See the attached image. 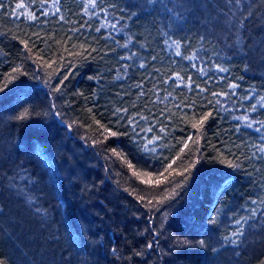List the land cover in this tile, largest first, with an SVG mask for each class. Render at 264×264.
Returning a JSON list of instances; mask_svg holds the SVG:
<instances>
[{"label": "trees", "instance_id": "16d2710c", "mask_svg": "<svg viewBox=\"0 0 264 264\" xmlns=\"http://www.w3.org/2000/svg\"><path fill=\"white\" fill-rule=\"evenodd\" d=\"M0 88L6 264H264V0H0Z\"/></svg>", "mask_w": 264, "mask_h": 264}, {"label": "snow or ice", "instance_id": "6c2138e0", "mask_svg": "<svg viewBox=\"0 0 264 264\" xmlns=\"http://www.w3.org/2000/svg\"><path fill=\"white\" fill-rule=\"evenodd\" d=\"M45 2H46V0H45ZM90 2H91L92 4H95V0H90ZM236 2L239 3L240 0H236ZM23 7H24L23 4H17V8H23ZM26 15H27V18H28L29 20H34V19H36V15H35V13H29V14H26ZM61 19H62V17H61ZM177 54L179 55V52H177ZM222 71H223V69H222ZM5 86H6V85H5ZM232 87H236V86H235V85H232ZM2 90H3V89L0 88V91H2ZM253 110H255L254 107H253ZM208 115H211V113H208L207 115H205V116L200 120L199 123H200V124H203L204 120H206V119L208 118ZM244 119L247 120L248 118H247V117H244ZM252 126H253L252 123H249V124H248V127H252ZM197 127H198V125H197ZM111 135L115 136L116 133H115V132H112ZM189 139H191V137H189ZM184 147L187 148V143L184 144ZM113 151H114V150H113ZM260 151L264 152V147H262V148L260 149ZM117 155H118V154H117ZM177 158H179V157H177ZM174 163H175V160H173L171 163H169L168 166L164 169V172H168L169 169L172 168V164H174ZM128 167H129V168H133V165L129 164ZM185 171H187V169H186ZM134 175H136V176H141V175L146 176L147 179H144V180H143V183H145V184H150V183L153 182V181H152V174H151V173L134 172ZM181 175H183V173H181ZM160 176H163V173H161ZM164 179H167V178L165 177ZM162 182H163V181L160 179L159 176H158V177L156 178V180H155V184H157V185L161 184ZM226 182H227V181H225V183H226ZM180 186H181V185H177V187H180ZM175 193H176V189L173 188L171 194H172V195H175ZM140 199L143 200L144 197H140ZM165 199H168V196H164L161 200H158L156 203H157V204H159V203H163V200H165ZM148 205H151V206L155 207V205H153L152 200H148ZM237 223H239V221H237ZM233 235H234V236H236V235H242V233H234ZM233 242H235V241H233ZM201 243H203V242H201ZM151 246H152L151 244L148 245V247H151ZM113 251H115V249H113ZM0 264H6V261H5L3 258H0Z\"/></svg>", "mask_w": 264, "mask_h": 264}]
</instances>
